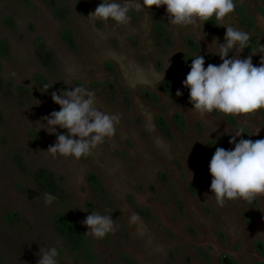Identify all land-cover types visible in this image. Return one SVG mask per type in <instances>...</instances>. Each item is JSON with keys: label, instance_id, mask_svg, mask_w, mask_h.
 <instances>
[{"label": "flooded vegetation", "instance_id": "obj_1", "mask_svg": "<svg viewBox=\"0 0 264 264\" xmlns=\"http://www.w3.org/2000/svg\"><path fill=\"white\" fill-rule=\"evenodd\" d=\"M13 1L24 10L33 6L25 10L26 14L38 16L36 23L29 20L33 24V42L26 52H21V46L20 53L36 59L43 68L54 65L59 51L80 56L84 65L76 75L84 74L64 90L84 87L96 91L98 107L119 115L116 131L125 122L128 135L133 132L146 139V144H132L129 151L118 146L109 151L128 177L123 183L128 188V206H115L97 174L85 177L91 194V201L85 205L92 208L95 201L115 220L116 230L96 239L85 235L86 227L78 220L71 223L72 227L66 222L58 223L56 232L67 249L73 246L88 264H97L99 260L91 248L101 244L106 247L101 261L146 264L148 255L143 247L148 239L157 249L153 252L155 261L149 264H264V196L251 202L226 200L220 205L210 192L209 174L216 149H234L229 140L241 129L243 133L236 142L264 139V109L239 116L214 110L200 116L192 110L188 89L183 87L192 59L198 55L204 57L205 68L221 63L215 55L219 47L212 43L214 37L218 43L224 42L222 26H233L250 35L248 48L242 52L239 48L231 50L226 58L252 55L253 65H260L264 52L259 46L264 45V32L259 21H264V0H234L233 13L222 22L211 18L202 29L173 25L165 6L148 12L132 8L129 23L117 26L110 20L101 22L89 17L101 0ZM42 33L54 36L57 45L47 47ZM153 72L161 77L164 73L163 79H153ZM31 78L41 86L46 82L38 72H33ZM177 90L182 93L179 97ZM147 122L152 123V130L147 129ZM154 136L164 143L152 142ZM117 139H113L114 143ZM188 171L193 174L191 181ZM39 177L46 184L50 182L45 174ZM122 213L129 218L122 217ZM132 217L143 223L140 222L141 233H136L138 225Z\"/></svg>", "mask_w": 264, "mask_h": 264}, {"label": "rangeland", "instance_id": "obj_2", "mask_svg": "<svg viewBox=\"0 0 264 264\" xmlns=\"http://www.w3.org/2000/svg\"><path fill=\"white\" fill-rule=\"evenodd\" d=\"M31 8L34 7L29 5L25 10ZM25 10L13 0H0V264H37L39 257L36 254L40 247H55L58 252L57 264H88L73 246L67 249L56 232V225L64 219L71 227L76 220L83 223L91 212L107 215V211L96 206L95 201L92 208L85 205L91 201L85 180L90 173L98 175L109 192L107 197L112 198L115 206H128V199H125L128 188L123 186L128 177L109 151L117 146L129 151L132 144L139 147L146 139L133 132L128 135L126 126L123 127L126 125L124 122L114 138H106L90 155L78 160L46 152L50 145L56 143V135L49 134L46 127L41 128V118L60 110L53 103L51 93L66 91L64 88L71 86L74 78L84 74L76 75L84 63L79 61L80 56L59 51L54 56V65L43 68L36 59L33 58L34 62L26 53H20L21 46L25 49L21 52H26L32 44V22H38V16H30ZM259 25L264 32V21L260 20ZM42 36L47 47L57 45L54 36L44 33ZM33 72L43 74L46 77L44 85L52 86L47 90L43 84L34 83L31 78ZM136 102L139 107L141 104L138 100ZM151 127L152 123L147 122V129L152 130ZM56 132L66 134V130L59 127ZM117 137L118 142L114 143L113 139ZM158 139L154 136L152 142ZM158 142L164 143L162 140ZM160 144L157 146L162 151ZM143 154L146 157L147 153ZM43 174L50 179L48 184L39 177ZM45 193H51L57 199L46 204ZM121 216L129 218L124 213ZM134 221L138 225L136 233H141L142 222L138 217L133 218ZM145 241L143 248L148 255L146 264H149L155 259L153 252H157V249L148 239ZM105 251L106 247L101 244L91 248L99 260L97 264H111L107 259L101 261L105 259Z\"/></svg>", "mask_w": 264, "mask_h": 264}, {"label": "clouds", "instance_id": "obj_3", "mask_svg": "<svg viewBox=\"0 0 264 264\" xmlns=\"http://www.w3.org/2000/svg\"><path fill=\"white\" fill-rule=\"evenodd\" d=\"M161 6H165L168 20L173 25H194L201 29L213 17L222 22L236 7L234 0H101L89 17L101 22L110 20L120 26L129 23L128 12L132 8L137 12H148ZM222 27L225 28L224 42L218 43V38L214 37L212 43L219 47V53L215 55L220 57L221 63L208 64L205 68L204 57L198 55L192 59L190 71L183 81L192 110L200 116L214 110L226 116L256 113L264 109V57L261 56L258 67L253 65L252 55L244 59H240L239 55L226 58L231 50L239 48L242 52L248 48L250 35L233 26ZM259 48L264 52V45ZM152 77L163 79L164 73L161 77L153 72ZM51 86L45 84L44 88L48 90ZM181 95V91L177 90L176 96ZM51 99L60 110L42 117L41 128L46 127L49 134L56 135V143L46 150L53 156L59 154L78 160L90 155L106 138L115 135L119 115L102 111L97 106L94 92L74 87L60 93L52 92ZM57 127L66 130V134H57ZM242 133L243 129L229 140L234 149L217 148L209 163L212 177L210 192L220 205L226 200L251 202L258 196H264V139H240L236 142ZM192 177L189 172L190 181ZM44 199L46 204H51L57 197L45 193ZM83 224L87 228L85 235L91 234L96 239H102L116 230L111 215L96 212L87 215ZM36 255L39 257L37 264H57L55 247H40Z\"/></svg>", "mask_w": 264, "mask_h": 264}, {"label": "trees", "instance_id": "obj_4", "mask_svg": "<svg viewBox=\"0 0 264 264\" xmlns=\"http://www.w3.org/2000/svg\"><path fill=\"white\" fill-rule=\"evenodd\" d=\"M65 221V219L63 220V221H60L59 223H62V222H64Z\"/></svg>", "mask_w": 264, "mask_h": 264}]
</instances>
